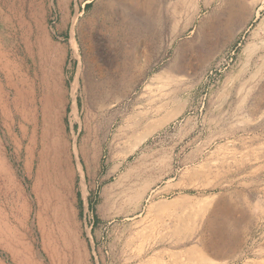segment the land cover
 <instances>
[{
    "label": "rangeland",
    "instance_id": "obj_1",
    "mask_svg": "<svg viewBox=\"0 0 264 264\" xmlns=\"http://www.w3.org/2000/svg\"><path fill=\"white\" fill-rule=\"evenodd\" d=\"M0 170V264H264V0H0Z\"/></svg>",
    "mask_w": 264,
    "mask_h": 264
},
{
    "label": "crops",
    "instance_id": "obj_2",
    "mask_svg": "<svg viewBox=\"0 0 264 264\" xmlns=\"http://www.w3.org/2000/svg\"><path fill=\"white\" fill-rule=\"evenodd\" d=\"M19 160V158H18ZM22 161V160H21ZM26 166V165H25ZM0 178L1 179H5L7 178L4 174L3 170H0ZM10 181L11 183L17 185L18 188H23L24 187V180L16 175V173L12 172L10 175ZM26 185V184H25ZM87 188V187H86ZM80 190V189H79ZM89 190V187H88ZM88 190H86V192H83L82 190H80L79 192H77V202H76V206L81 207L82 208V214L84 215V219L86 217V211L88 210L89 207V199H90V193L88 192ZM80 210L78 208H76V212H73V216H72V220H73V224H76L77 220H76V215H79Z\"/></svg>",
    "mask_w": 264,
    "mask_h": 264
},
{
    "label": "built area",
    "instance_id": "obj_3",
    "mask_svg": "<svg viewBox=\"0 0 264 264\" xmlns=\"http://www.w3.org/2000/svg\"><path fill=\"white\" fill-rule=\"evenodd\" d=\"M56 17H57V13H56V11H53V18L52 19L55 20ZM87 222L89 224V227H91L92 226V217H91V215H87Z\"/></svg>",
    "mask_w": 264,
    "mask_h": 264
},
{
    "label": "bare ground",
    "instance_id": "obj_4",
    "mask_svg": "<svg viewBox=\"0 0 264 264\" xmlns=\"http://www.w3.org/2000/svg\"><path fill=\"white\" fill-rule=\"evenodd\" d=\"M207 225V224H206ZM223 239V238H222Z\"/></svg>",
    "mask_w": 264,
    "mask_h": 264
}]
</instances>
